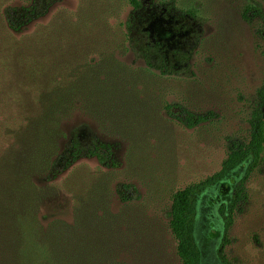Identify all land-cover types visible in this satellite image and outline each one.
Masks as SVG:
<instances>
[{
	"label": "rangeland",
	"instance_id": "rangeland-1",
	"mask_svg": "<svg viewBox=\"0 0 264 264\" xmlns=\"http://www.w3.org/2000/svg\"><path fill=\"white\" fill-rule=\"evenodd\" d=\"M138 1L132 18L130 0H0V154L9 135L45 109L46 93L65 75L73 83L81 68L91 67L89 78L102 82L116 63L131 71L120 83V98L63 124V146L76 138L85 147L109 144L117 166L80 159L47 183L55 190L41 210L45 223H74L78 214L93 212L94 221L113 233L110 239L116 235L94 264H181L168 227L171 196L220 171L231 141H248L264 91V0ZM31 7L39 17L26 23L24 10ZM162 27L177 37L155 45L152 30ZM147 43L180 66L179 73L161 77L149 69L141 54ZM150 59L155 65L156 55ZM46 75L57 84L48 85ZM166 104L215 118L186 129L167 114ZM245 169L198 199L201 264H222L218 210ZM123 184L137 190L128 203L116 192ZM245 190L248 199L234 215L224 256L228 264H264V152Z\"/></svg>",
	"mask_w": 264,
	"mask_h": 264
},
{
	"label": "trees",
	"instance_id": "trees-1",
	"mask_svg": "<svg viewBox=\"0 0 264 264\" xmlns=\"http://www.w3.org/2000/svg\"><path fill=\"white\" fill-rule=\"evenodd\" d=\"M130 5L133 8L131 17L134 18L141 6L138 0H130ZM23 16L26 23L39 17L35 7L25 9ZM10 24L13 27L12 21ZM126 28L131 33L129 22ZM141 54L147 67L158 71L161 77L179 73L180 66L172 64L160 48L153 50L150 43H147ZM153 54L157 57L155 65L150 59ZM81 69L82 75L74 78L73 83L67 84L65 75V82L59 83L57 90L46 93L45 98H50L49 103L44 106L45 109L35 113L32 121L16 132H9L11 134L6 151L3 150L0 154V264H94L99 255L106 252L117 238L114 235L110 239L113 233L104 231L106 229L99 223L100 220L94 221L97 217L93 212L88 218L84 214H78L74 223L63 220L45 223L41 219L43 203L51 196V191L55 190L47 183L57 180L77 161L95 158L105 168L117 166L109 144L98 142L85 147L76 138L63 146V124L76 113H94L98 111L97 105H106L110 100L112 102L120 98V83L131 71L116 63L108 69L104 80L99 82L89 78L91 67ZM143 74L148 75L147 71ZM52 76H45L51 78L48 83L50 86L53 82L56 83ZM145 89L147 90L146 86ZM40 102L41 100L39 105ZM164 110L186 129H193L215 118L212 113L195 115L179 105L166 104ZM263 152L264 91H260L259 105L250 120L248 141H231L220 171L171 196L168 227L176 243V255L181 264L202 262L195 237L198 199L207 191L223 184L231 173L246 166L244 176L234 184L229 200L218 210L223 229L218 257L222 264H228L224 250L230 243L229 230L238 207L247 202L245 184L258 168ZM38 179H43L45 184H37ZM116 192L123 203H128L133 198L132 194H137L133 186L125 184L118 186ZM83 235L85 237L82 238Z\"/></svg>",
	"mask_w": 264,
	"mask_h": 264
},
{
	"label": "flooded vegetation",
	"instance_id": "flooded-vegetation-1",
	"mask_svg": "<svg viewBox=\"0 0 264 264\" xmlns=\"http://www.w3.org/2000/svg\"><path fill=\"white\" fill-rule=\"evenodd\" d=\"M162 28L163 29L159 33H157L155 29L152 30L153 32L151 34L153 37L155 36V38L153 39V43H155V45H157L156 42H159V41L164 42L165 44H170V43L174 42L176 37H177V34L172 33L171 29H169V31H167L166 29H164V27H162ZM165 31L167 33V36L163 35L165 33ZM157 40H159V41H157ZM161 42H159V43H161Z\"/></svg>",
	"mask_w": 264,
	"mask_h": 264
}]
</instances>
